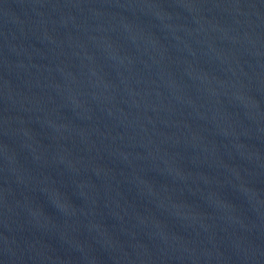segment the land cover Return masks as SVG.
<instances>
[{
  "label": "water",
  "instance_id": "95a60500",
  "mask_svg": "<svg viewBox=\"0 0 264 264\" xmlns=\"http://www.w3.org/2000/svg\"><path fill=\"white\" fill-rule=\"evenodd\" d=\"M0 264H264V0H0Z\"/></svg>",
  "mask_w": 264,
  "mask_h": 264
}]
</instances>
